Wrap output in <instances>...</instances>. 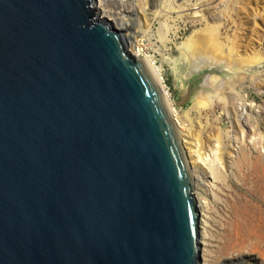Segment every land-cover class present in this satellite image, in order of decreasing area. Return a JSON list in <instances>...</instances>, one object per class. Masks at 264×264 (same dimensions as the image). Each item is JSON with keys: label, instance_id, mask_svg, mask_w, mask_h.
<instances>
[{"label": "water", "instance_id": "95a60500", "mask_svg": "<svg viewBox=\"0 0 264 264\" xmlns=\"http://www.w3.org/2000/svg\"><path fill=\"white\" fill-rule=\"evenodd\" d=\"M197 168L99 0H0V264H204Z\"/></svg>", "mask_w": 264, "mask_h": 264}, {"label": "rangeland", "instance_id": "374dc122", "mask_svg": "<svg viewBox=\"0 0 264 264\" xmlns=\"http://www.w3.org/2000/svg\"><path fill=\"white\" fill-rule=\"evenodd\" d=\"M226 1L228 0H195L190 3L188 11L184 12L183 16L180 13L174 14V25L179 28L177 37L172 36L170 43L164 47L156 36L151 39L154 45H147L145 49L147 54L155 57L158 68L162 70L167 90L173 100L179 104L177 111L181 123L188 129L187 125L189 128L192 127L189 120H193L195 133L201 132L200 129L204 130L203 137L199 133L203 142L211 134L229 139V134L234 133V126L239 127V124L235 112L229 105L217 101L213 108H203L200 102H195L201 90L198 88H202L205 82L204 73L188 78L178 45L186 41L187 37H191L194 31L206 28L209 24L207 21L213 22L228 15L224 13L228 10L224 9ZM148 3H153V0H148ZM202 9L206 12H204L206 22L195 23L194 21L199 19H192V17ZM229 10L233 11L231 13L233 18L221 29L222 41L225 43L229 35L235 40H237L235 36H238L240 40L236 42H241L244 49L252 50L253 59L260 60L255 62L252 68H248L247 73L248 77H255L258 80L253 82L251 79H246L239 86L241 92L248 98L246 102H241L240 109L245 111L246 106L255 122L264 128V0H232ZM140 18L146 26L145 18L143 16ZM130 19L136 33L139 32L138 27H135L139 19L135 15H131ZM148 21L152 27L150 33H156L159 27L158 21L153 19ZM136 35H138L136 41L144 40L142 34ZM231 46V44L228 45L225 50L228 51ZM188 89L190 96L184 102V95ZM259 107L263 108V114L258 113ZM190 110L192 113L189 112ZM183 134L188 133L180 131L181 140L187 146V139L183 137ZM252 137H246L245 144L241 143V148L238 149L233 137L228 142V144L231 142V148L234 151L230 154L226 150L227 161L233 162L235 158H239L240 150L244 147L247 149L249 160L252 159L254 164L242 157L241 169L228 168L232 178L231 189L225 188L223 201H216L213 204L215 211L212 223L216 237L211 246L213 257L208 264H264V137L260 133L255 135L253 140Z\"/></svg>", "mask_w": 264, "mask_h": 264}, {"label": "bare ground", "instance_id": "6f19581e", "mask_svg": "<svg viewBox=\"0 0 264 264\" xmlns=\"http://www.w3.org/2000/svg\"><path fill=\"white\" fill-rule=\"evenodd\" d=\"M99 1L102 19L108 21L113 27L120 31L122 37L131 44L133 52L139 60L143 62L151 74L163 96L167 110L180 138V131L188 133L187 135L183 134V137L187 139L186 148L188 152L190 151L189 154L197 168L201 181V202L206 224L205 264H208L211 261V257H213L211 246L216 237L212 223L214 218L213 213L215 211V208L213 209V204L216 201H223L225 188L231 189L230 181L232 178L228 173V168L236 167L241 169L242 157H244L247 162L254 164L252 159L249 160L247 149L244 147L240 150L239 158H235L233 162L227 161L226 150H228L230 154L234 151L231 148V142L229 144L228 142L233 137L236 149H238L241 148V143L245 144L244 139L246 137H255L258 133L264 137V128H261L260 125L255 122L253 117L249 114L247 107L245 106V111L240 109L241 102H246L248 98L241 92L239 86L246 79H251L253 82L258 80V78L255 77H248L247 73L249 71L248 68H252V66L255 65L254 63L260 62V60L253 59L251 56L253 53L252 50L244 49L241 42H236L240 40V37L235 36L237 37V40H235L233 36L229 35L226 38V44L222 41L221 29L229 24L233 18L231 14L233 11L229 10L231 9L232 0L226 1L224 5V9H228L224 11V13L228 15L213 22L207 21L209 24L206 28L194 31L191 37H187L186 41L178 45V49H180L179 51H181L182 58L184 59L183 63L188 78H192L196 74L201 75L204 73L205 82L202 88H198L201 90H199L200 94L197 95L198 97L196 99L194 98L195 102H200L203 108H213L217 101L223 102L229 105L235 112L239 124V127L234 126V133L229 134V139L223 138L221 135L213 136L211 134L210 137H206L207 139L205 138L203 142V139L201 140L200 138L203 137L202 135L204 132L202 131L204 130L200 129L201 132L199 133L201 137L199 133H195L193 129V120H189L192 127L189 128V125H187L188 129L181 123L177 111L179 104L173 100L167 90L162 70L158 68L155 57L145 52L147 45H154L151 39L156 36L164 47L170 43L172 36H178L177 30L179 28L174 25V14L180 13V15L183 16L184 12L188 11L187 8L190 6V3H193L195 0H153L151 4L148 3V0ZM196 6H198V4H196ZM204 12L205 10L202 9L195 13L196 15L193 16L192 19H199L194 21L195 23H197V21L204 23L206 19ZM131 15H135L136 18L139 19L137 26H135L138 27L139 32L137 33L131 24ZM140 16L145 18V23H147L146 26H144V21L142 23ZM149 19L158 21L159 27L157 26L156 33H150L152 27L148 21ZM138 33L142 34L144 40L136 41L138 39V35L136 34ZM206 33H208V35ZM230 44L232 46L229 49L227 48L228 51H226V47H228V45L230 46ZM244 56H246V58H244ZM245 61H247V63H245ZM258 87L262 88L260 86ZM184 96L185 102L190 96L189 89L185 92ZM197 111L198 110H196V112ZM189 112H191V110ZM258 113L263 114L262 107L258 108Z\"/></svg>", "mask_w": 264, "mask_h": 264}]
</instances>
